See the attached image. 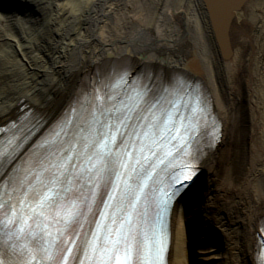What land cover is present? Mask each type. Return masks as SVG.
<instances>
[{"label":"bare ground","instance_id":"bare-ground-1","mask_svg":"<svg viewBox=\"0 0 264 264\" xmlns=\"http://www.w3.org/2000/svg\"><path fill=\"white\" fill-rule=\"evenodd\" d=\"M246 6L249 13L236 14L228 28L226 54L201 0H0V126L24 110L39 115L26 142L32 145L96 70L149 68L155 87L189 68L207 96L218 133L172 203L166 263L182 264L175 217L183 198L209 180L213 187L200 212L226 238L228 264H257L264 218V10ZM242 16L252 31L248 53L233 41ZM241 60L246 74L237 81ZM25 153L14 155L17 162Z\"/></svg>","mask_w":264,"mask_h":264},{"label":"snow or ice","instance_id":"snow-or-ice-1","mask_svg":"<svg viewBox=\"0 0 264 264\" xmlns=\"http://www.w3.org/2000/svg\"><path fill=\"white\" fill-rule=\"evenodd\" d=\"M186 125L174 100L161 107L144 93L125 101L97 90L28 159L17 163L14 149L0 145V227L25 240L14 253L19 264H163L168 189L174 195L183 187L193 161L175 165L180 174L166 188L151 186L165 158L171 163L184 151L182 138L194 132ZM149 201L159 226L142 222Z\"/></svg>","mask_w":264,"mask_h":264},{"label":"rangeland","instance_id":"rangeland-1","mask_svg":"<svg viewBox=\"0 0 264 264\" xmlns=\"http://www.w3.org/2000/svg\"><path fill=\"white\" fill-rule=\"evenodd\" d=\"M247 25L249 26L246 23L241 27L239 32L237 27L235 29L237 33L234 31L235 34H233V41L242 48V51L246 52L249 50L247 40L252 36V32ZM240 63L243 64H239L241 66L239 67L238 65V70L236 69L235 71L234 78L237 81L241 80L238 78L240 75L246 74L244 62L241 60ZM240 86L241 84H239ZM239 91L240 94H243L245 92L244 86H241ZM216 181L220 185L221 179ZM212 187L213 181L209 180H202L199 184L193 185L190 192L191 195L183 198L181 215L175 217V220L180 222V232L184 246L182 264H228L231 257L226 238L222 235V232L217 228L213 220L211 222L205 220L200 212V208L207 200L208 192ZM197 252L201 253L198 254Z\"/></svg>","mask_w":264,"mask_h":264},{"label":"water","instance_id":"water-1","mask_svg":"<svg viewBox=\"0 0 264 264\" xmlns=\"http://www.w3.org/2000/svg\"><path fill=\"white\" fill-rule=\"evenodd\" d=\"M212 25L217 44L228 54V28L236 13L251 0H201Z\"/></svg>","mask_w":264,"mask_h":264},{"label":"flooded vegetation","instance_id":"flooded-vegetation-1","mask_svg":"<svg viewBox=\"0 0 264 264\" xmlns=\"http://www.w3.org/2000/svg\"><path fill=\"white\" fill-rule=\"evenodd\" d=\"M251 3H254L255 5L257 4V7L258 6H260L263 10H264V0H254L253 2H251ZM255 7V6H254ZM254 8V9H256L257 11L258 10H260V8ZM256 12V11H255ZM243 13H246V14H248L249 12H248V10H247V8L243 11ZM241 20L237 23V27L239 28V26L240 27H243L246 23L247 24H249V22H248V19H247V17H245V16H242L241 18H240ZM239 23H241V24H239ZM248 26V25H247ZM249 28H250V26H248ZM236 32V31H235ZM252 32V31H251ZM237 33V32H236ZM233 34H235V33H233ZM249 41V40H248ZM250 41H251V39H250Z\"/></svg>","mask_w":264,"mask_h":264}]
</instances>
